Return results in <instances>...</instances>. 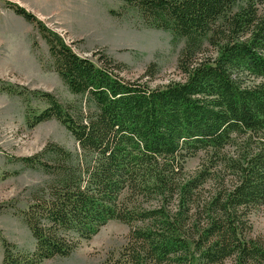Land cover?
I'll list each match as a JSON object with an SVG mask.
<instances>
[{"label":"trees","instance_id":"obj_1","mask_svg":"<svg viewBox=\"0 0 264 264\" xmlns=\"http://www.w3.org/2000/svg\"><path fill=\"white\" fill-rule=\"evenodd\" d=\"M262 3L126 0L146 27L184 40L176 64L183 79L151 86L154 63L126 79L123 62L104 52L96 60L78 55L34 13L9 2L44 38L50 67L77 99L62 102L20 85L0 89L44 102L28 108L30 127L55 119L78 149L48 142L31 156L12 158L47 178L17 210L33 250L1 238L3 264L68 257L109 220L128 224L130 232L119 254L100 264L264 262V245L249 235V214L264 204ZM237 136L249 139L246 146L234 157L222 153ZM200 150L211 154L207 161L185 171L186 157ZM220 163L229 171L223 176L213 170Z\"/></svg>","mask_w":264,"mask_h":264},{"label":"rangeland","instance_id":"obj_2","mask_svg":"<svg viewBox=\"0 0 264 264\" xmlns=\"http://www.w3.org/2000/svg\"><path fill=\"white\" fill-rule=\"evenodd\" d=\"M9 2L34 13L78 55L96 60L99 55L94 54L104 52L123 62L127 68L122 76L126 79L143 76L152 63L158 71L150 81L151 86L184 77L176 65L184 40L173 39L169 31L146 27L138 14L127 7L126 0H0V88L20 85L51 92L62 102L77 99L50 67L49 47L44 38L33 24L8 7ZM257 9L264 14V3ZM212 49L210 46L209 50ZM29 107L42 109L46 104L0 89V264L4 258L1 238L23 251L33 250L34 239L17 210L27 206L31 188L47 178L43 172L24 167L12 158L31 156L48 142L59 143L72 151L78 149L72 134L55 119L30 127ZM248 141L245 136H237L234 146H227L222 153L234 157ZM210 155L200 150L186 157L185 171H196ZM223 164L213 169L216 174L223 176L229 172L225 173ZM249 219L250 237L264 245V204L253 207ZM129 232L128 224L109 220L91 238L82 239L72 255L49 259L43 264H100L110 254H119ZM231 261L224 264H233Z\"/></svg>","mask_w":264,"mask_h":264}]
</instances>
